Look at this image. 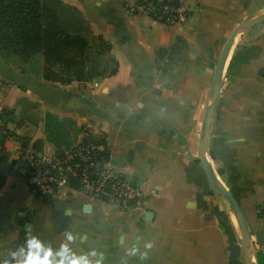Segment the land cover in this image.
Wrapping results in <instances>:
<instances>
[{
  "label": "crops",
  "instance_id": "crops-1",
  "mask_svg": "<svg viewBox=\"0 0 264 264\" xmlns=\"http://www.w3.org/2000/svg\"><path fill=\"white\" fill-rule=\"evenodd\" d=\"M60 1L71 10L67 32L88 42L91 59L104 44L99 60L109 56L116 73L60 83L0 56V108L12 135L0 131V264L27 237L28 216L32 239L90 264H244L237 221L206 180L200 139L221 49L264 12V0H186L180 26L129 15L125 0ZM228 54L207 161L239 205L254 263L264 264V22L248 24ZM47 114L70 122L68 141L47 127ZM85 127L105 136L116 169L148 194L145 211H117L76 190L51 203L33 194L26 155L62 152Z\"/></svg>",
  "mask_w": 264,
  "mask_h": 264
},
{
  "label": "built area",
  "instance_id": "built-area-1",
  "mask_svg": "<svg viewBox=\"0 0 264 264\" xmlns=\"http://www.w3.org/2000/svg\"><path fill=\"white\" fill-rule=\"evenodd\" d=\"M124 8L129 15L146 17L166 26L184 24L189 13L186 0H125ZM3 115L0 108V131L5 137H11ZM24 173L33 194L48 203L56 200L62 189L75 191L70 187V179L79 183L78 191L83 195L117 211H145L149 199L135 179L128 178L125 170L116 169L111 152L105 145V136L92 133L89 127H85L79 143L62 152L52 156L28 153ZM30 240L32 237L13 242L5 263L20 264L23 257L19 253L22 249L27 251Z\"/></svg>",
  "mask_w": 264,
  "mask_h": 264
},
{
  "label": "trees",
  "instance_id": "trees-1",
  "mask_svg": "<svg viewBox=\"0 0 264 264\" xmlns=\"http://www.w3.org/2000/svg\"><path fill=\"white\" fill-rule=\"evenodd\" d=\"M65 12L67 23L71 10L60 0H0V56L5 60L19 58L24 65L42 59L37 70L30 72L48 81L87 82L114 75L115 67L92 72L99 65L88 56V42L69 34L67 25L63 27L59 22ZM51 118L46 115L49 128ZM70 187L78 191L80 185L70 179Z\"/></svg>",
  "mask_w": 264,
  "mask_h": 264
},
{
  "label": "water",
  "instance_id": "water-1",
  "mask_svg": "<svg viewBox=\"0 0 264 264\" xmlns=\"http://www.w3.org/2000/svg\"><path fill=\"white\" fill-rule=\"evenodd\" d=\"M254 21L264 22V12H259L254 15H251L247 17L244 21H242V23H240L231 32V34L229 35L228 39L226 40L225 44L223 45L221 49L220 56H219L218 62L215 67L212 84H211L210 91H209L210 106L208 108L207 116L205 117L203 121L201 139H200L201 161H202L203 169L205 172L206 180L210 188L216 195L223 196L225 198V200L228 202L231 208V211L237 221V225L240 231V244H241V251H242L244 264H254V255L252 254V246H251L249 233H248V230H247L244 218H243V214L239 208V205L236 199L233 197V195L227 188H225L224 186H221L216 181L213 175L212 168L207 161L206 130H207L208 124L210 123L213 117L217 95L220 89V83H221L220 80H221V76H222V73L225 67L227 54L235 41L236 35L240 33L241 31H243L248 26V24ZM24 229L27 232V237L31 238V217L30 216L27 217L24 223Z\"/></svg>",
  "mask_w": 264,
  "mask_h": 264
},
{
  "label": "rangeland",
  "instance_id": "rangeland-1",
  "mask_svg": "<svg viewBox=\"0 0 264 264\" xmlns=\"http://www.w3.org/2000/svg\"><path fill=\"white\" fill-rule=\"evenodd\" d=\"M47 1L49 2V0H47ZM67 13L68 12L63 13L65 15L61 16L60 20H59L60 24L63 27L66 25L65 23H66ZM97 49H98L99 54H101V56L104 57V55L107 52L106 46H104V44L100 43L98 45ZM95 53H96V51H95ZM99 54L95 56L96 59H91L89 57L91 60L95 61L99 65L98 69H95V71H92L93 73L94 72L96 73L98 71L101 72V71H104L105 69L108 70V68L109 69L111 68V58L109 56H106L105 59L102 58L103 60L101 61V60H99ZM8 61L18 65L21 70L24 69L25 71H29V72L31 70H33L35 72L37 70V65L42 61V59L36 58L35 60L31 61V63L28 64V65H24L22 62H20L19 58H16V57H11ZM106 75H103L102 77H105ZM97 79H99V78H94L93 80H97ZM51 117L52 118L50 119V128L54 129L56 131V134H57V137H58L59 141H61L62 143H64L65 141H68V130L71 128L70 122L69 121H65V120H57L54 116H51ZM72 192H74V191H70V190H67V189L66 190L62 189L60 191V194L58 195V199L61 196H65V195L71 194ZM78 192L82 193V191H78Z\"/></svg>",
  "mask_w": 264,
  "mask_h": 264
},
{
  "label": "clouds",
  "instance_id": "clouds-1",
  "mask_svg": "<svg viewBox=\"0 0 264 264\" xmlns=\"http://www.w3.org/2000/svg\"><path fill=\"white\" fill-rule=\"evenodd\" d=\"M19 255L23 257L20 264H90L86 257L69 256L63 247L53 251L36 239L28 241L27 251L22 249Z\"/></svg>",
  "mask_w": 264,
  "mask_h": 264
},
{
  "label": "bare ground",
  "instance_id": "bare-ground-1",
  "mask_svg": "<svg viewBox=\"0 0 264 264\" xmlns=\"http://www.w3.org/2000/svg\"><path fill=\"white\" fill-rule=\"evenodd\" d=\"M228 55L229 54H227V57H228ZM229 59V58H228ZM226 62H228L227 60H226ZM207 132H208V130H207ZM216 181L222 186L223 185V183H222V181L218 178V177H216ZM255 264V263H254Z\"/></svg>",
  "mask_w": 264,
  "mask_h": 264
}]
</instances>
